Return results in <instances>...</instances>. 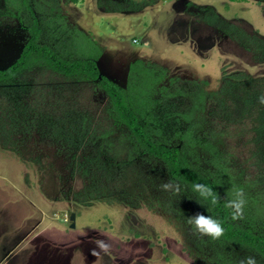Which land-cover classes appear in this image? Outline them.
Listing matches in <instances>:
<instances>
[{
    "label": "rangeland",
    "instance_id": "1",
    "mask_svg": "<svg viewBox=\"0 0 264 264\" xmlns=\"http://www.w3.org/2000/svg\"><path fill=\"white\" fill-rule=\"evenodd\" d=\"M32 13L40 43L94 59L152 139L180 148L225 202L242 189L233 223L264 235V112L232 120L212 100L224 73L264 77V0H0V69L22 52ZM14 115L16 143L0 136V264H264L195 231L188 218L209 208L137 146L98 81L30 68L0 85L6 133Z\"/></svg>",
    "mask_w": 264,
    "mask_h": 264
},
{
    "label": "trees",
    "instance_id": "2",
    "mask_svg": "<svg viewBox=\"0 0 264 264\" xmlns=\"http://www.w3.org/2000/svg\"><path fill=\"white\" fill-rule=\"evenodd\" d=\"M80 1L84 0H71L75 4ZM32 17L33 21L28 27L29 38L19 57L11 65L0 69V85L11 82L24 71L37 66L46 67L68 77L98 81L100 87L108 95L116 116L131 132L137 146L143 152L163 161L173 179L187 185L205 202L209 208L210 217L221 223L224 228L221 238L251 248L264 258V235L254 234L233 223L231 211L225 207L226 202L219 194L217 183L207 177L200 176L189 168L180 148L169 147L152 139L147 126L141 122L139 115L132 108L126 91L102 75L94 59L69 61L63 59L52 47L40 43L41 28L33 13ZM258 42L259 45L264 46V40L259 39ZM135 67L133 64L131 70ZM221 84L220 90L213 93V99L212 97L211 99L220 103L228 118L238 120L241 117H248L250 114L254 115L258 111L264 112V104L259 102V97L264 96V77L254 78L240 72L224 73ZM202 97L200 95V99ZM8 115L11 114L8 113ZM23 123L25 121L16 115L9 117L10 131L6 133L4 125L0 122V129H3L6 135L0 134L4 145L16 143L13 136L9 137V135L17 132ZM16 128L17 131H14ZM196 184L205 185L210 189L211 194L202 196L194 190ZM214 200L215 202H213Z\"/></svg>",
    "mask_w": 264,
    "mask_h": 264
},
{
    "label": "clouds",
    "instance_id": "3",
    "mask_svg": "<svg viewBox=\"0 0 264 264\" xmlns=\"http://www.w3.org/2000/svg\"><path fill=\"white\" fill-rule=\"evenodd\" d=\"M259 102L264 104V96L259 97ZM164 190H176L172 183H165L161 185ZM194 190L199 192L202 196H207L211 194L210 189H208L203 184L194 185ZM245 194L242 189H238L234 193V198L227 200L225 203V207L231 211L232 218H239L244 210V206L246 204V200L244 198ZM215 202V200L213 201ZM188 223L195 229L196 232L207 235L212 239H217L224 234V228L221 223L217 220L213 219L210 216H206L204 214L197 213L188 218ZM97 247L101 250L107 251L108 245L103 241H97ZM94 254L98 255L94 250ZM241 264H258L256 257L254 256H246Z\"/></svg>",
    "mask_w": 264,
    "mask_h": 264
}]
</instances>
